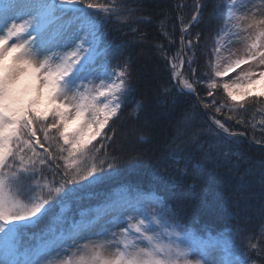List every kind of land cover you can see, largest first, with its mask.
Masks as SVG:
<instances>
[{
	"label": "snow or ice",
	"instance_id": "snow-or-ice-1",
	"mask_svg": "<svg viewBox=\"0 0 264 264\" xmlns=\"http://www.w3.org/2000/svg\"><path fill=\"white\" fill-rule=\"evenodd\" d=\"M123 8L92 0L0 2V264H56L50 259L53 256L66 257L58 264H247L240 253H235V260L228 258L233 253L226 233L200 236L183 222L165 197L155 192L130 190L127 199L102 203L90 216L84 211L79 220L66 221L63 216L72 202L93 198L96 193L91 189L117 173V158L108 157L107 145L116 135L112 125L135 89L131 57L113 67L110 45L101 28L114 16L123 21L138 10L128 8L122 13ZM194 8L187 23L183 16L177 17L181 27L176 54L169 56L161 45L156 46L171 68L170 79L175 81V92L164 88L163 93L172 96L205 91L208 102L198 94L197 100L204 109L224 117L222 122L212 115L215 130L208 131L216 136L226 134L224 140H230L243 133L230 131L226 122L234 116L227 113L243 112L248 104L264 99V92L235 93L242 84L264 79V8L258 9L248 0H229L224 24L203 72L196 59L201 33L191 34L200 19L199 0ZM236 12L243 14L237 17ZM65 17L70 19L53 41L49 32ZM130 31L135 35L138 30ZM173 43L169 39V45ZM237 44L239 48L234 47ZM121 47L117 45L111 55ZM237 70L235 78L225 80ZM42 87L46 89L43 95ZM220 89L226 99L218 101L216 93ZM24 97H28L27 102L21 103ZM144 107V100H137L129 119L138 121ZM260 112L264 113V108ZM236 123L245 124V120L241 116ZM260 124L264 125V118ZM140 128L150 129L151 122L146 118ZM138 130L134 126L133 131ZM150 139L141 131L138 142ZM192 143L194 137L188 136L184 121H178L174 135L164 145L168 151L158 161L159 165L171 160L176 166L166 175L158 166L153 173L165 188L170 190L183 182L187 167L178 165L181 159L186 166L191 161V154L181 153ZM212 150L226 161L231 159L219 143L209 144L207 151ZM101 151L104 157L97 160ZM137 158L147 160L150 156L137 153ZM226 166L238 167L239 160ZM261 168L264 179V162ZM58 206L59 214L54 219L68 222L69 227L59 231L50 228L41 234L42 243L25 246L23 236ZM105 217L110 219L104 221ZM96 227L100 231L94 232ZM115 228L119 231H111ZM106 235L111 239H103ZM106 247H114V253L105 255ZM219 253L224 254L223 259Z\"/></svg>",
	"mask_w": 264,
	"mask_h": 264
},
{
	"label": "trees",
	"instance_id": "trees-1",
	"mask_svg": "<svg viewBox=\"0 0 264 264\" xmlns=\"http://www.w3.org/2000/svg\"><path fill=\"white\" fill-rule=\"evenodd\" d=\"M227 0H199L202 5L199 22L191 28V34L201 33L196 59L203 72L204 65L210 58V49L217 32L226 16ZM93 3L123 5L122 13L128 8H135L133 15L123 21L114 16L112 22L101 28L105 33V42L110 45L109 59L111 65H123L131 57V81L134 91L128 96L119 120L112 125L116 135L107 145L108 157L117 158V173L103 184L94 186L91 191L96 195L79 202H72L63 216L67 220H79L80 212L92 215L98 204L108 200L117 190H139L144 193L155 192L165 197L179 217L191 226L200 236L208 233L218 235L226 233L232 238L231 247L247 259V264H264V179L261 177V162H264V125L260 120L264 113V99L261 103H250L243 112L227 113L234 119L226 122L230 131H240L245 137L236 136L224 140V134L216 136L215 130L201 112L195 98L189 95L168 96L164 88H172L175 92V81L170 79L171 68L166 64L162 52L157 50L161 45L169 56L179 49L180 23L178 16H183L185 23L195 11L196 0H92ZM182 5V7H178ZM94 12V10H89ZM131 28L138 31L133 35ZM165 33L168 35L166 36ZM188 37H186L187 39ZM169 39L174 43L170 46ZM135 41V43H129ZM117 45L122 47L111 55ZM207 53V54H205ZM199 97L208 102L205 91L198 89ZM196 94V96H197ZM255 95V94H253ZM216 99H226L223 89L216 93ZM137 100H144L145 107L139 112L140 119H129V113ZM175 100V105H173ZM202 105V104H201ZM203 107V105H202ZM204 109V108H203ZM210 118L214 110L204 109ZM224 121V117L215 114ZM241 116L245 124H237ZM186 117V119H185ZM151 122L150 129L140 126L145 119ZM184 121L188 136L194 137V143L185 146L181 156L192 155L191 161L185 165L183 159L180 168L187 167V174L182 183L175 187L165 188L153 173L157 166L164 169L166 175L175 167L171 160L158 161L166 155L164 147L176 131L178 121ZM255 125V126H253ZM134 126L138 131H133ZM111 131V129H109ZM151 137L148 142H138L140 132ZM99 140V138H97ZM261 143L257 144L256 141ZM95 143V142H94ZM177 143H182L178 141ZM221 144L223 152L229 153L231 159L226 161L221 153L215 150L208 152L209 144ZM204 150H199L200 148ZM137 153H148L150 159L137 158ZM207 153V155H206ZM211 157L210 159L207 157ZM104 157L101 151L97 157ZM238 167H228L235 164ZM104 167H107L105 163ZM59 214V206L52 214L39 224L28 230L22 243L33 247L37 237L50 228L59 231L67 229L68 222L54 219ZM231 229L230 232L227 230ZM252 245H256L252 248ZM235 260V258H234Z\"/></svg>",
	"mask_w": 264,
	"mask_h": 264
},
{
	"label": "rangeland",
	"instance_id": "rangeland-1",
	"mask_svg": "<svg viewBox=\"0 0 264 264\" xmlns=\"http://www.w3.org/2000/svg\"><path fill=\"white\" fill-rule=\"evenodd\" d=\"M0 2H2V0H0ZM236 2L238 3L239 0H236ZM228 4H229V0L226 1V15H227ZM242 14H243L242 12H236L235 16L238 17V16H240ZM69 19H70V17H65L64 20L58 21L53 26V28L50 30L49 35L52 37L53 41L56 39V35L58 33L59 28L61 26H63V25H66ZM223 24H224V22H223ZM234 47L239 48L240 45L237 44V45H234ZM40 58H42V57H40ZM242 67H244V66H242ZM236 75H238V70L236 72L229 73L228 76L225 77V80H228L229 77L235 78ZM255 80H256V82L254 84H242L239 88L235 89V93L243 95L244 93L257 94V93H260V92H264V79L255 78ZM97 83H98V81H97ZM127 195H128L127 194V190L125 188L122 189V190H117V191H115V193L108 200L104 201L103 203H105L107 201H123V200L128 198ZM98 205H100V204H98ZM108 219H110V217H105L104 221H106ZM104 221H101V223H104ZM123 226H125V225H121V227H123ZM93 231L94 232L100 231V228L96 227ZM111 231H117L118 232L119 228L111 229ZM228 237L230 238V242H232V240H231L232 237L230 235ZM103 239L107 240V239H111V237H110V235H106V236L103 237ZM92 240H94V241L96 240V237L94 235L92 236ZM42 242H43V238L41 236H39V237H37L35 245H37L39 243H42ZM84 242L85 241H80L81 244H83ZM233 250L235 251V247H231V252L232 253H233ZM114 251H115L114 247H106V248L103 249V253L105 255H111V254L114 253ZM70 254L71 253H69L68 255H70ZM219 256H220L221 259H223L224 254L223 253H219ZM64 258H66V257H64V256H61V257H55V256L50 257V259H53L56 262V264H58V261L60 259H64ZM228 258L229 259H234L233 255L228 257Z\"/></svg>",
	"mask_w": 264,
	"mask_h": 264
},
{
	"label": "water",
	"instance_id": "water-1",
	"mask_svg": "<svg viewBox=\"0 0 264 264\" xmlns=\"http://www.w3.org/2000/svg\"><path fill=\"white\" fill-rule=\"evenodd\" d=\"M192 95L195 97L196 102H197V104H198V106H199L201 112L206 116V118L208 119V121L210 122V124L215 128V125L213 124V122H212V121L207 117V115L205 114L204 109L202 108L200 102H199V101L197 100V98H196V95H195V94H192ZM235 133L240 134V133H243V132H238V131H236ZM224 135H226V134H224ZM239 136L245 137V134L243 133V135H239Z\"/></svg>",
	"mask_w": 264,
	"mask_h": 264
},
{
	"label": "bare ground",
	"instance_id": "bare-ground-1",
	"mask_svg": "<svg viewBox=\"0 0 264 264\" xmlns=\"http://www.w3.org/2000/svg\"><path fill=\"white\" fill-rule=\"evenodd\" d=\"M248 3L249 4H255L258 9L264 8V0H248Z\"/></svg>",
	"mask_w": 264,
	"mask_h": 264
},
{
	"label": "clouds",
	"instance_id": "clouds-1",
	"mask_svg": "<svg viewBox=\"0 0 264 264\" xmlns=\"http://www.w3.org/2000/svg\"><path fill=\"white\" fill-rule=\"evenodd\" d=\"M40 91H41V94L43 95L46 92V89L42 87ZM27 99L28 97L22 98L21 103H26Z\"/></svg>",
	"mask_w": 264,
	"mask_h": 264
}]
</instances>
